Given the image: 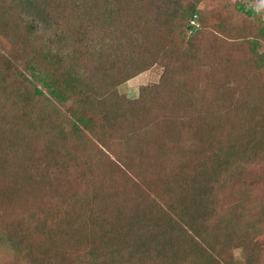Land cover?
<instances>
[{
  "label": "trees",
  "instance_id": "obj_1",
  "mask_svg": "<svg viewBox=\"0 0 264 264\" xmlns=\"http://www.w3.org/2000/svg\"><path fill=\"white\" fill-rule=\"evenodd\" d=\"M201 1L0 0V264H237V248L264 264V198L234 189L264 159V19ZM173 56L192 57L189 85L119 93ZM163 85L181 120L140 122ZM124 136L145 143L138 167Z\"/></svg>",
  "mask_w": 264,
  "mask_h": 264
},
{
  "label": "rangeland",
  "instance_id": "obj_2",
  "mask_svg": "<svg viewBox=\"0 0 264 264\" xmlns=\"http://www.w3.org/2000/svg\"><path fill=\"white\" fill-rule=\"evenodd\" d=\"M227 1L231 2L232 4L233 3L242 4L246 8H252V9H255L257 11H260L261 13H259L258 16L261 19H264V0H227ZM208 4L211 6H215V5H217V2H216V0H211L209 2L206 0H202L199 3V8L206 9ZM89 36H90V34L85 32L82 37L84 40L89 42ZM86 38H88V39H86ZM257 39L259 41V47H258L257 53H258V55L263 54L264 53V38L258 36ZM53 50L55 51V47H53ZM94 50L95 49H93L91 47H87V49H84V48L79 49L77 47V45L70 40L66 41V44L64 45V51L65 52L68 51L69 55H72L73 52H77V51H82L85 53L82 59L81 58L77 59L78 54L74 53V56L70 57L68 59V61L73 62V63L80 62L78 64L87 67L85 70H81L82 68L79 69V70H81L80 74L84 78L92 80L94 82V84H96L98 86H102L103 80L100 79V77H99L100 75L97 76V71L95 70L96 64L94 62L89 64V61H91V59H92V55L89 53L93 52ZM77 53H79V52H77ZM258 55L256 56V53H255L252 56V61L254 59H257ZM178 57L179 56H177V59H175L174 56L171 58V60H170L171 64H167L168 68L165 66L164 67L153 66V67H150L148 69H143V71L141 70L137 75L130 78L129 80L126 81V83H124L118 87L119 93L121 95H123L128 100H135V99L139 98V91L141 88H150V89H154V90H159V85H161L163 81H164V84L169 86V87H174V86L178 87L180 83L182 85H186V86L189 85L190 84L189 80H191V79H188L186 74L188 73L189 68L190 69L192 68L191 64H192L193 59L191 56H188L187 58H182V59L181 58L178 59ZM177 60H179V61H177ZM174 62L176 64L174 67H172ZM88 67H90V69ZM133 67L134 66H132V68ZM131 70L132 71H130V73H133L134 70H136V69H131ZM166 70H168V72ZM250 72L251 71L249 70L248 73H250ZM205 79H206V77L203 78V80H205ZM163 87H164V91L161 94L160 98H158V100H156V104H155L156 108H154V112L151 114H147L144 117H142L140 122L148 121V122H151L150 124H153V122L155 123L158 121L157 118H161V120H164L163 118H168V119H172L175 121L181 120V118H182L181 113L175 112V111L173 112L171 110L170 111L165 110V102L164 101H170V102L173 101L172 99H173L174 94L170 91V89L167 90L164 85H163ZM0 105L3 106L0 108V110L2 108H4V109L6 108V110L8 111L7 113H9L10 111L12 112V110L10 108L11 105L8 104L7 102H3L2 98H0ZM9 114H11V113H9ZM154 130H156V128H154ZM124 138L127 141V143H124V142H122L123 144L117 143L116 150H117V152L121 153L118 155H119V157H121V156L125 157V155H129L131 166H133V168L138 167L137 163L140 162V160H137V156L139 155L140 152L143 154L145 143L142 141L141 138H134L133 137L132 140H129L126 136H124ZM118 142H120V141H118ZM25 144L26 143H24L23 146H25ZM66 148H68V146ZM111 157L114 159L115 156L111 155ZM3 162H4L5 172H12V168L9 165L11 163L10 159L7 157L6 159H3ZM141 162H142V159H141ZM242 173L244 174L243 177L246 178L248 181L236 180V183H235L236 186H234L235 191L240 192V191H246L248 189V190H250L249 194L255 195L258 199L264 198V159L256 165H251V164L245 165V167L242 169ZM3 174H4V172H3ZM248 182H250L251 185L246 187ZM68 187H69V185H66L65 190ZM228 190H229L228 192H230V190H233V189L229 188ZM67 192L69 194H71L70 193L71 190H69ZM221 194H220V196H221ZM235 195H237L236 192L234 193V196ZM227 196H228V194H225V197H227ZM220 201L223 202L222 200H220ZM232 256L234 258L235 263L240 264V263L244 262V256H243L242 249H240V248L234 249Z\"/></svg>",
  "mask_w": 264,
  "mask_h": 264
}]
</instances>
